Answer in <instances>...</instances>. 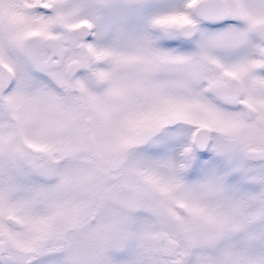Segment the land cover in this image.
Segmentation results:
<instances>
[{
    "label": "snow or ice",
    "instance_id": "1",
    "mask_svg": "<svg viewBox=\"0 0 264 264\" xmlns=\"http://www.w3.org/2000/svg\"><path fill=\"white\" fill-rule=\"evenodd\" d=\"M0 264H264V0H0Z\"/></svg>",
    "mask_w": 264,
    "mask_h": 264
}]
</instances>
